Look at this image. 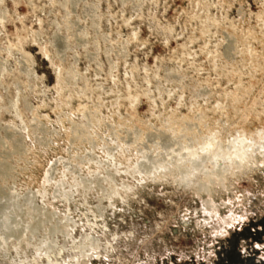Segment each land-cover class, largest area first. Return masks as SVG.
Listing matches in <instances>:
<instances>
[{"label": "rangeland", "instance_id": "374dc122", "mask_svg": "<svg viewBox=\"0 0 264 264\" xmlns=\"http://www.w3.org/2000/svg\"><path fill=\"white\" fill-rule=\"evenodd\" d=\"M261 137L264 0H0V264H264Z\"/></svg>", "mask_w": 264, "mask_h": 264}, {"label": "bare ground", "instance_id": "6f19581e", "mask_svg": "<svg viewBox=\"0 0 264 264\" xmlns=\"http://www.w3.org/2000/svg\"><path fill=\"white\" fill-rule=\"evenodd\" d=\"M261 140H264V137H261L260 138ZM236 145V144H235ZM246 147V141L245 142H243L242 144H241V146H239L238 147V149L236 150V151H238V153H240L241 155H242V153H243V149ZM234 150V149H233Z\"/></svg>", "mask_w": 264, "mask_h": 264}]
</instances>
